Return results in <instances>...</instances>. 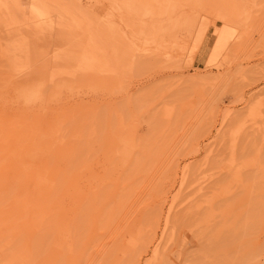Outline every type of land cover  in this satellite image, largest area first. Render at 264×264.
<instances>
[{
  "label": "rangeland",
  "instance_id": "rangeland-1",
  "mask_svg": "<svg viewBox=\"0 0 264 264\" xmlns=\"http://www.w3.org/2000/svg\"><path fill=\"white\" fill-rule=\"evenodd\" d=\"M77 1L119 72L77 78L74 90L65 78V90L50 86L38 104L81 113V122L67 155L46 156L54 202L23 209L19 181L1 194L0 264H247L256 248L262 264L264 229H244L264 213V0H232L228 26L239 31L229 41L220 38L225 23L201 3L133 11L124 0ZM25 12L11 29L31 28ZM51 51L41 63L52 64ZM0 61L6 134L18 114L7 105L30 81ZM11 158L1 156L0 175L19 171Z\"/></svg>",
  "mask_w": 264,
  "mask_h": 264
},
{
  "label": "bare ground",
  "instance_id": "bare-ground-1",
  "mask_svg": "<svg viewBox=\"0 0 264 264\" xmlns=\"http://www.w3.org/2000/svg\"><path fill=\"white\" fill-rule=\"evenodd\" d=\"M124 4L127 9H131L132 7V10L137 7L141 8L142 6H145V5H146V8H148L150 4H153V6H155L156 9L157 8L160 9L163 7L167 9V6L168 7L170 6L169 5L170 1L169 0H124ZM252 5L254 6V3ZM25 10L27 11L29 10L31 15L29 13L27 14V11L25 12ZM20 12H23V13L25 12V14L28 15L27 18H29V15H30V17L34 19V22L32 21L33 24L30 23V25L32 24L31 28L25 27L24 29L22 27L23 29L22 28L20 29V27L23 26V23H24L23 22L22 25L19 26V29L18 28L11 29L12 26H16L17 24L20 23L21 15L18 14ZM23 13H20V14H23ZM84 14H85V10H84L83 5H81L77 0H0V41L2 42V47L0 48L1 49L0 56H2L3 61L4 59L5 61L6 60L8 61L10 71H11L10 73L11 77H12V74L15 75L14 78L17 77L18 79L20 78L18 76H23L22 77L23 79L25 76L27 77V79L29 78V81H30V83L26 86V88L23 87L25 88L24 91L16 94L14 98H11L12 100L9 101V103L10 102L11 103L7 105V106H10L11 104L12 106L15 105V109L16 111H18L17 112L18 114L8 119L7 131L4 132L7 135L0 132L4 135L5 139L7 137V141L3 140L4 141L3 144L1 143L0 145V151H2L3 153V154L0 153V158L1 156H8V157L13 156V158H11L13 162L11 165L12 167H14V169H18L19 171H17L18 173L17 172L13 173V170H12V172H9V173L4 172L3 174L0 175V196L4 195L5 192L7 193V191L11 192V190L9 189L11 188V185L14 184L16 181L17 182L15 183V186H16V184H18V181H19V184H18L19 187L17 188H20L22 194L20 197H16V199H19V200L21 199L19 203L21 204V206H23V209L25 208L34 209V213H36L35 210H38V208H40L41 205L47 204L50 200L52 202L53 198H55V197H52V195H50L52 199L49 197V191H53L50 189L56 188V187L54 188L52 187L49 189L50 179L55 174L54 171L51 170L50 165H49L51 157L55 155V154L53 155L51 151L55 150L56 153L62 157L63 155H67L69 151H71V148H72L71 146L69 148V144L73 143L72 136H76L73 132L79 130L78 124L79 122H81L78 120L79 117H77L81 113H77L78 115H76V112H71V111L64 113L62 111L52 109L50 106H46L44 107L43 110L42 108L41 110H39L38 104L40 103L42 105V103L44 104V102L48 100L47 90L50 86L54 87L58 91H61L65 87L63 86V83H65L66 81L65 80H64L65 82L62 81L65 78L68 79V81H70V84H71L70 86H72V89L74 90V87H75L74 84L77 78H81L83 81H88L93 74L103 75V76L114 75L117 70V68H115L114 66L115 62L112 60L111 56L108 54L106 49L102 46L101 41L97 39V36L95 37L92 34L91 22L82 18ZM242 17H243L242 21H245L246 15ZM108 21L110 22V25L112 26L110 29L111 36L117 41H122L123 38L121 36V32L119 28L117 27V25L115 24V22H113L111 19H108ZM122 23H123V20H122ZM204 30L206 31V28ZM238 31L239 30H237V28H232V27H229L228 25H225L224 28H222L221 33L219 32L220 38L224 39L225 41L227 40L229 41L232 38L235 39V37H237L238 39V35H237ZM200 32L201 31H199V36H201L202 35L201 33H203V32L201 33ZM53 48L55 49V55L53 56L52 54L53 56L52 64L47 63V59H46V62L41 63L42 59H45V57H47L50 54V52L52 53L51 50ZM125 51L129 53L128 50H125ZM121 53H119V55ZM122 61H123V58H122ZM132 65H136V64H132ZM126 66H127V63H126ZM129 70H131V66ZM8 71L9 70L7 71L4 70V72H8ZM117 72L119 71L117 70ZM117 76L118 75L116 74L115 77ZM26 80H24V82ZM65 92L66 91H64V93ZM51 94H53V92ZM1 96L0 98L3 97ZM8 98L7 97L5 98V103H7L6 99ZM0 100L4 101V97L3 99H0ZM2 103L0 102V105H3ZM5 116L4 118H6ZM2 119L3 118H0L1 121ZM3 123H5V120L4 122L2 121L1 124ZM7 125L5 124V126ZM68 130L69 132L67 133ZM95 136H97V134ZM97 137L99 138L100 135ZM117 138L119 139V141L121 140V142L125 143L121 132L117 134ZM80 147L82 148V146ZM122 149H123V145H122ZM78 151L79 149H77V154H78ZM50 152H51L50 155H53V156H49L50 159L48 160L49 161L48 162L46 160L47 159L46 156H48ZM2 159L4 160V158ZM4 162H6V160H4ZM1 164L2 162L0 163V165ZM74 169H75V172H77L76 168ZM59 178L57 179V181L60 179L61 180L63 179V178H60V179ZM58 183L59 182H57L55 185L58 186ZM65 183H67L66 180H65ZM13 187L14 186L12 185V188ZM59 190L56 189V191H59ZM91 193L92 191L89 192V194ZM92 195L94 194H91V196ZM7 197L9 196L7 195ZM86 200L89 201L88 199ZM43 206H46V205H43ZM261 214H262V218H261V215L259 217L261 218V223L257 221L258 224H256L254 221V223L252 222V224H248V226L253 225L252 227L250 226V228L248 227L249 229L247 228V225H246L247 222L245 223L246 227L245 226L244 227L248 229V231L249 230L255 231L254 233L251 231L250 234L251 233L253 234L250 235L246 231V229H244L245 235L246 234H248V236L258 235L259 232L257 231H261L262 229H264V226H263L264 222L262 221L264 220V216H263L264 213H261ZM168 220H169V215L167 216V219H166V225H168L169 223ZM255 233H258V234H255ZM251 246L252 245H250V247ZM256 247H259V246H256ZM252 250L251 251L247 250L249 251L248 253H250L247 255L248 256L247 264H255V262L258 264L259 261H256V260H258V258L262 256L259 253L262 249L259 252H255L257 250L256 248V250H254L253 253H251ZM108 253H112V252L109 251ZM262 254H263V257H262L263 263L262 261L261 263L264 264V252ZM106 256H109V255L107 254ZM110 260H107V261H110Z\"/></svg>",
  "mask_w": 264,
  "mask_h": 264
},
{
  "label": "crops",
  "instance_id": "crops-1",
  "mask_svg": "<svg viewBox=\"0 0 264 264\" xmlns=\"http://www.w3.org/2000/svg\"><path fill=\"white\" fill-rule=\"evenodd\" d=\"M172 1H176V0H170V2H172ZM189 1H191L194 4L201 3V5L209 8L210 13H217L218 17L225 23V25H228L230 15H228V13H227L228 12L227 8L229 6H232V0H189ZM142 7L146 8V5L142 6ZM200 23H201V28H202V29H200V31L204 33L205 28L203 27L202 21ZM112 60H113V58H112Z\"/></svg>",
  "mask_w": 264,
  "mask_h": 264
}]
</instances>
